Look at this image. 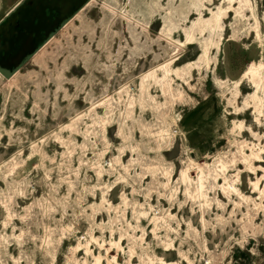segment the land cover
<instances>
[{"label":"rangeland","instance_id":"obj_1","mask_svg":"<svg viewBox=\"0 0 264 264\" xmlns=\"http://www.w3.org/2000/svg\"><path fill=\"white\" fill-rule=\"evenodd\" d=\"M0 264H264V0H90L0 75Z\"/></svg>","mask_w":264,"mask_h":264},{"label":"crops","instance_id":"obj_2","mask_svg":"<svg viewBox=\"0 0 264 264\" xmlns=\"http://www.w3.org/2000/svg\"><path fill=\"white\" fill-rule=\"evenodd\" d=\"M22 1L0 0V62H22L53 26L72 16L73 0H27L9 15Z\"/></svg>","mask_w":264,"mask_h":264},{"label":"water","instance_id":"obj_3","mask_svg":"<svg viewBox=\"0 0 264 264\" xmlns=\"http://www.w3.org/2000/svg\"><path fill=\"white\" fill-rule=\"evenodd\" d=\"M27 0H23L22 2H20L16 8L9 13L12 14L16 11V9H18L19 7H21ZM90 3V0H83L82 4L80 5V7L74 12V14L68 18H66L61 25L56 28L51 34H49V36L42 41L39 46L29 55H27L25 57V59L20 62L18 65L12 67V68H6L3 67L2 65H0V75L4 78V79H11L12 77H14L17 73H19L26 65H28L30 63V61L63 29L65 28L81 11H83L86 6Z\"/></svg>","mask_w":264,"mask_h":264},{"label":"flooded vegetation","instance_id":"obj_4","mask_svg":"<svg viewBox=\"0 0 264 264\" xmlns=\"http://www.w3.org/2000/svg\"><path fill=\"white\" fill-rule=\"evenodd\" d=\"M64 20H65V19H64ZM64 20H61L60 22H58L57 25L53 26V27L51 28L49 34H51L56 28H58ZM49 34H48V36H49ZM48 36H47V37H48ZM19 63H20V62H0V65H2L3 67H9V68H12V67L18 65Z\"/></svg>","mask_w":264,"mask_h":264},{"label":"bare ground","instance_id":"obj_5","mask_svg":"<svg viewBox=\"0 0 264 264\" xmlns=\"http://www.w3.org/2000/svg\"><path fill=\"white\" fill-rule=\"evenodd\" d=\"M93 2V1H92Z\"/></svg>","mask_w":264,"mask_h":264}]
</instances>
